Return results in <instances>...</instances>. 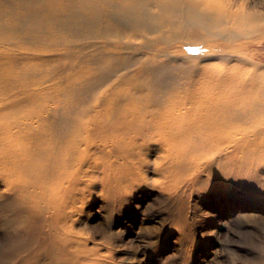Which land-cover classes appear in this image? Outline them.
<instances>
[{"label": "bare ground", "instance_id": "obj_1", "mask_svg": "<svg viewBox=\"0 0 264 264\" xmlns=\"http://www.w3.org/2000/svg\"><path fill=\"white\" fill-rule=\"evenodd\" d=\"M20 1L14 23L32 42L0 43L7 189L31 177L55 205L64 182L137 140L160 150L165 165L264 144V72L240 71L242 60L224 49L263 29L264 0H46L40 10L43 0ZM9 28L18 29L0 24ZM193 31L211 41L193 40ZM175 43L211 52L184 56L173 72Z\"/></svg>", "mask_w": 264, "mask_h": 264}, {"label": "rangeland", "instance_id": "obj_2", "mask_svg": "<svg viewBox=\"0 0 264 264\" xmlns=\"http://www.w3.org/2000/svg\"><path fill=\"white\" fill-rule=\"evenodd\" d=\"M23 2L0 0V24L18 28L0 31L2 45L32 42L27 26L14 23ZM11 4L15 9L4 15ZM205 44L175 43L168 66L175 72L184 56L210 53ZM224 49L242 60L240 71L264 72V27ZM9 108L0 109V122ZM197 158L165 165L160 150L137 140L106 158L107 166L98 160L84 168L86 176L64 182L55 205L33 178L7 189L13 177L0 174V264H264V144Z\"/></svg>", "mask_w": 264, "mask_h": 264}]
</instances>
